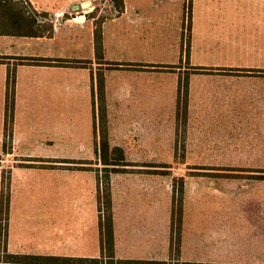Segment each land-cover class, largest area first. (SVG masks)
Instances as JSON below:
<instances>
[{
	"label": "rangeland",
	"instance_id": "374dc122",
	"mask_svg": "<svg viewBox=\"0 0 264 264\" xmlns=\"http://www.w3.org/2000/svg\"><path fill=\"white\" fill-rule=\"evenodd\" d=\"M111 1L93 0L98 14L96 9L89 13L90 9L85 16L88 20L94 18L100 26L116 14ZM151 2L152 10H158L155 20H161V27L154 26L153 30L154 40L160 45L155 48L160 55L153 58L157 62H166L168 46L172 47L175 39L181 46V37L187 34L188 52L193 29L201 43L205 37L207 48L213 50L211 55L225 48L239 50L242 45L243 23L236 0ZM190 62L188 57L186 65ZM91 63L85 61L83 67L89 68ZM90 68L93 76H98V89L94 84V90L99 96L104 90L114 99L141 93L139 87L135 90L123 82L128 76L123 70L104 68L102 72ZM181 73L189 93L176 98ZM192 73V68L186 66V70L158 68L143 75L150 80L149 90L160 109L153 110L151 117H104L100 112L98 131L96 127L100 147L108 145L109 162L114 157L122 158L117 161L120 166L111 167L101 166L95 159H80L86 152L89 119L80 83L75 80L73 85L72 109L67 108L66 116L59 117L37 94L52 86L40 79L33 83L30 69L22 70L17 79L9 68L11 78L2 99L1 122H5L6 111V128L11 135L14 112L19 110V160L71 158L74 169L48 175L24 170L33 165L21 163L15 174L10 167L4 175L10 182H3L6 185L2 199L9 251L20 253L16 256L19 259L34 255L80 256L96 240L99 220L106 218V201L110 199L111 207L113 204L120 211V233L115 245L119 258L166 260L168 264H264V117H196ZM106 103H100V108ZM36 104L46 108L40 116L32 112ZM44 138L54 141L56 148H40ZM78 170L97 176L98 199L91 175ZM128 208L145 217H133L129 222L128 214H124ZM142 226L147 230L145 238L139 236L145 234ZM128 230L131 239L127 237ZM110 260L105 258L104 264H110ZM114 263L130 262L115 258Z\"/></svg>",
	"mask_w": 264,
	"mask_h": 264
},
{
	"label": "crops",
	"instance_id": "0c3cea01",
	"mask_svg": "<svg viewBox=\"0 0 264 264\" xmlns=\"http://www.w3.org/2000/svg\"><path fill=\"white\" fill-rule=\"evenodd\" d=\"M111 2V8L116 14L103 20L99 26L94 23V18L87 19L85 11H74L76 4L70 0H12L11 4L8 1L0 0V239L6 247V253L1 252L2 261L7 255L18 256L20 254L9 251L8 224L7 221L6 223L3 221L2 199L5 195V185L10 182H7V178L4 179V175H7L10 167H13L15 174L20 169L21 163L33 165L23 167L24 170L48 175L74 170L71 158L42 156V158L36 159L28 158L29 161L19 160L17 151V142L19 141L17 115L20 113L19 110L16 109L15 112L13 110L15 119L12 123L11 135L8 134L9 131L6 128V111L4 112L5 122H1L5 87L7 86L6 91H8V82L10 83L11 78L9 68L13 69L17 79L22 70L30 69L32 70L33 83L40 79L45 82L43 84L52 86V89L48 87V91L40 90L37 94L40 95L41 101L49 103L47 109H53L59 117L66 116L67 108L72 109L74 99L72 90L75 80L82 85L84 110L88 112L85 116L89 119L88 132H86L84 140L86 152L85 156L80 159H95L96 163L101 166L105 165V160L100 147V132L96 133V127L97 131L99 130L98 119L101 111L104 113V117L129 119L148 118L152 116L153 110L160 111L154 104L157 101L154 99V94L149 90L150 80L143 77L148 70L158 68L186 70V66L192 68L191 92L196 117H264V0H236L237 11L240 12L237 13L240 14V22L243 23L242 45L239 50L225 48L215 51V54L211 55L213 50L207 48L209 45H206L205 37L201 43L193 29L190 34L191 45L189 42L191 49L187 52L188 34L186 33L187 35L181 37V46L178 45L179 39L174 40L172 47L168 46L166 53L169 58L166 62H157L153 59L160 55L159 50H155L160 45L154 40L153 30L154 26L161 27V20H155L158 10H152L151 0H123L120 8H117L113 1ZM10 5L11 7H9ZM95 9V13L98 14L99 9L93 3V8L89 13ZM74 12H79V17L76 18ZM81 13L83 16H80ZM97 29H99L98 33ZM96 33L97 41L101 45L98 50ZM188 57L191 62L186 65ZM85 61L92 62L88 65L94 70L102 72L104 68L123 70L128 75L125 77L127 80H123V82L135 90L139 87L141 93L120 95L118 99H114L113 96L106 95V90H104L102 96H99L98 92L95 93L94 90V84L98 89V76L96 77V73L93 76L90 66H88L89 68L83 67ZM181 75L182 77L177 78L176 98L188 92L185 91L183 73ZM13 85L15 89V83ZM109 98L111 99L109 100ZM107 101L110 102L108 106ZM102 102L106 103L103 109L100 108ZM44 107L43 104L33 105L32 112L40 116ZM215 112L222 113L216 114ZM9 140H12L11 147ZM54 143V141L44 138L41 140L40 148L45 146L56 148ZM5 145L7 152L4 151ZM78 171L91 175L95 187L94 193L98 199L97 176L85 170ZM3 182L6 184L4 183V185ZM13 191L15 192V190ZM97 204L100 216L102 210L99 201ZM129 208L124 212V214H128L129 222L133 221V217L136 219L145 217L142 212L137 213ZM111 209L114 258L128 262L166 261L119 258L121 256L116 255L115 245L117 238L119 239L117 235L120 233L118 227L120 211L116 209L115 205L113 208V204ZM130 230L127 234L129 239L132 238ZM142 230L145 234L139 236L145 238L147 230L144 226H142ZM102 239L100 227L96 240L90 242L89 250L81 253L80 256H34L102 259L105 252Z\"/></svg>",
	"mask_w": 264,
	"mask_h": 264
},
{
	"label": "trees",
	"instance_id": "16d2710c",
	"mask_svg": "<svg viewBox=\"0 0 264 264\" xmlns=\"http://www.w3.org/2000/svg\"><path fill=\"white\" fill-rule=\"evenodd\" d=\"M10 3L12 0H5ZM114 4L120 8V5H122L123 0H112ZM11 4V3H10ZM11 7V5L9 6ZM96 47L97 50L101 48L100 43L97 41V33H96ZM108 145H105V147L102 148V157L105 160V165L111 166V167H117L120 166L117 161H121L119 157H114L115 159H111L108 155ZM7 150L6 145L4 146V151ZM109 160V161H108ZM100 202V199H99ZM101 225V231L103 235L102 239V246L104 248V257L102 259H83V258H69V257H43V256H32V257H26V258H18L16 255H7L4 257L5 260L2 261L1 259V252L6 253V247L3 245V241L0 239V264H104V259L109 258L110 264H115V258H114V242H113V223H112V209H111V200L109 199L106 201V218L100 220ZM108 250V252L106 251ZM114 260V261H113ZM47 261V262H45ZM129 264H168L167 262H159V261H131ZM181 264H211V263H193V262H183ZM220 264V263H218Z\"/></svg>",
	"mask_w": 264,
	"mask_h": 264
},
{
	"label": "water",
	"instance_id": "95a60500",
	"mask_svg": "<svg viewBox=\"0 0 264 264\" xmlns=\"http://www.w3.org/2000/svg\"><path fill=\"white\" fill-rule=\"evenodd\" d=\"M92 5H93L92 1H89V2L81 4V5H76V8L74 9V11L87 10L90 7H92Z\"/></svg>",
	"mask_w": 264,
	"mask_h": 264
},
{
	"label": "built area",
	"instance_id": "2783aa9c",
	"mask_svg": "<svg viewBox=\"0 0 264 264\" xmlns=\"http://www.w3.org/2000/svg\"><path fill=\"white\" fill-rule=\"evenodd\" d=\"M73 4H76V5H81V4H84V3H87V2H89V1H92L93 2V0H70ZM93 7H91V8H89V9H87V10H90V9H92ZM87 10H85V12H87ZM75 14H76V18L77 17H79V12H74Z\"/></svg>",
	"mask_w": 264,
	"mask_h": 264
}]
</instances>
